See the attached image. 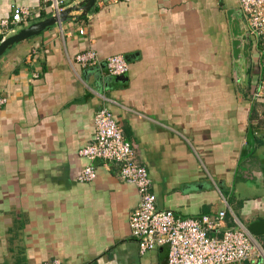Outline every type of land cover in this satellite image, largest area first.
I'll return each instance as SVG.
<instances>
[{"label": "crops", "instance_id": "0c3cea01", "mask_svg": "<svg viewBox=\"0 0 264 264\" xmlns=\"http://www.w3.org/2000/svg\"><path fill=\"white\" fill-rule=\"evenodd\" d=\"M237 4L96 1L87 15L73 11L5 51L0 264H167L165 246L139 253L129 225L139 195L119 164L96 160V178L77 179L102 106L147 168L158 209L189 218L225 210L226 227L246 230L264 220V130L251 120L250 93L237 87L226 16ZM15 6L38 12L40 0H0V20ZM51 16L40 12L6 37ZM89 48L101 61L123 55L128 72L83 67L75 58ZM263 237L253 239L263 247Z\"/></svg>", "mask_w": 264, "mask_h": 264}, {"label": "built area", "instance_id": "2783aa9c", "mask_svg": "<svg viewBox=\"0 0 264 264\" xmlns=\"http://www.w3.org/2000/svg\"><path fill=\"white\" fill-rule=\"evenodd\" d=\"M106 1L130 0H97L100 6ZM238 5L246 34L251 46L260 54L263 68L262 79L252 88L250 97L252 101L264 102V0H239ZM65 8V0H40L38 12L15 6L11 18L0 20V42L6 38L7 31L14 26L28 24L34 15L46 11L58 16ZM79 32L84 34L82 28H79ZM75 60L83 67L103 62L108 73L114 76L124 75L129 70V63L123 55H112L101 61L92 48L78 54ZM6 103L7 98L0 96V109ZM93 125V141L79 150V155L88 163L77 179L80 182L93 181L97 176L93 164L96 160L119 164L121 179L134 185L139 195L138 205L130 214L129 225L141 255L165 246L168 251L167 264H244L255 259L264 262V248L245 228L226 227L227 211L189 218L171 210L158 209L148 170L138 161L136 151L107 106L96 111ZM45 264L64 263L53 259Z\"/></svg>", "mask_w": 264, "mask_h": 264}, {"label": "water", "instance_id": "95a60500", "mask_svg": "<svg viewBox=\"0 0 264 264\" xmlns=\"http://www.w3.org/2000/svg\"><path fill=\"white\" fill-rule=\"evenodd\" d=\"M96 1L97 0H82L77 5L65 8L58 16H51L21 28L19 31L0 42V57L14 44L41 33L55 23L63 22L73 11L81 12V16L87 15L95 6ZM226 16L232 46L233 68L237 80V87L241 89L243 87V82L246 81L247 70L251 64V42L246 34V27L240 9L229 8L226 10ZM262 75L263 68L261 66L259 81H261ZM253 108L254 101H252L251 110H253ZM247 230L253 237L264 235V220L251 223L247 226Z\"/></svg>", "mask_w": 264, "mask_h": 264}, {"label": "trees", "instance_id": "16d2710c", "mask_svg": "<svg viewBox=\"0 0 264 264\" xmlns=\"http://www.w3.org/2000/svg\"><path fill=\"white\" fill-rule=\"evenodd\" d=\"M257 64V60L254 61L253 59H251V64L247 70V78H246V81L243 82V87L247 93H250L251 94V90L252 88L257 84L258 80H259V77H260V72L257 73L255 71V65ZM259 104H264V102L262 101H259V100H255L254 101V110H253V114L251 116V120L254 119V117H256V107L259 105ZM262 242V246L264 248V237L263 239H261Z\"/></svg>", "mask_w": 264, "mask_h": 264}, {"label": "rangeland", "instance_id": "374dc122", "mask_svg": "<svg viewBox=\"0 0 264 264\" xmlns=\"http://www.w3.org/2000/svg\"><path fill=\"white\" fill-rule=\"evenodd\" d=\"M234 1H236V0H234ZM237 3H239V0H237ZM236 8H238V6ZM255 71L257 73L260 72V64H259V61H257V64L255 65ZM254 121L256 123H258L259 126H262L263 127V130H264V104H259L256 107V117H255Z\"/></svg>", "mask_w": 264, "mask_h": 264}, {"label": "flooded vegetation", "instance_id": "af4514ba", "mask_svg": "<svg viewBox=\"0 0 264 264\" xmlns=\"http://www.w3.org/2000/svg\"><path fill=\"white\" fill-rule=\"evenodd\" d=\"M252 49V48H251ZM252 56V55H251Z\"/></svg>", "mask_w": 264, "mask_h": 264}]
</instances>
